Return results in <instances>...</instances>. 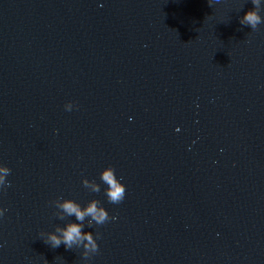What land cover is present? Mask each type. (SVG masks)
Returning <instances> with one entry per match:
<instances>
[{"label": "water", "instance_id": "water-1", "mask_svg": "<svg viewBox=\"0 0 264 264\" xmlns=\"http://www.w3.org/2000/svg\"><path fill=\"white\" fill-rule=\"evenodd\" d=\"M252 8L0 0V264H264V23H239ZM65 200L115 217H85L87 260L43 242L81 223Z\"/></svg>", "mask_w": 264, "mask_h": 264}, {"label": "clouds", "instance_id": "clouds-1", "mask_svg": "<svg viewBox=\"0 0 264 264\" xmlns=\"http://www.w3.org/2000/svg\"><path fill=\"white\" fill-rule=\"evenodd\" d=\"M220 0H207V3L210 7L213 4L219 3ZM253 5L252 10L247 11V13L240 18L239 23L242 26H247L251 30L255 31L258 28V25L264 23L259 14L261 11V0H251ZM10 169L7 167H0V173H3L0 176V186L7 188L10 186V182L6 180V177L10 175ZM100 180L104 183L106 187V196L107 200L112 204H119L125 197V187L115 176L114 169L112 167L105 168L100 174ZM84 186H88V181H83ZM93 191L99 192V187L95 184L92 185ZM54 204V202H52ZM99 202L93 200L83 211L81 208L74 202L70 200H65L62 204L58 205L62 211L68 216H75L76 220L81 223H68L64 228L57 227L55 229L56 233L59 235L49 232L46 234V239L43 241L45 244L55 249L60 247L62 244L66 250H72L73 245L82 246V257L87 260L93 254L97 253L98 245L96 239L99 238L98 234L96 239H94L93 234L89 232H83L82 223L86 216H90L92 221L96 225H103L109 219L114 220L115 217H109L107 211L103 207H98ZM6 209L0 210V216L4 215ZM64 217L61 216L60 219ZM92 226V223H89V227ZM45 236V233H42Z\"/></svg>", "mask_w": 264, "mask_h": 264}]
</instances>
